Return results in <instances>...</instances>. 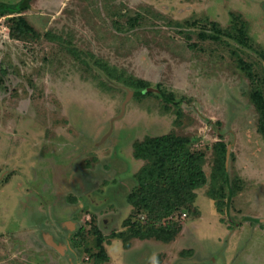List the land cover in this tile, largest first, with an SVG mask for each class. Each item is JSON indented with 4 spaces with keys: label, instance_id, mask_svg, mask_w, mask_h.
<instances>
[{
    "label": "rangeland",
    "instance_id": "374dc122",
    "mask_svg": "<svg viewBox=\"0 0 264 264\" xmlns=\"http://www.w3.org/2000/svg\"><path fill=\"white\" fill-rule=\"evenodd\" d=\"M257 91L264 0H32L0 12V264H264ZM168 134L205 155L198 215H177L169 244L126 249L112 236L136 219L127 198L145 162L134 144Z\"/></svg>",
    "mask_w": 264,
    "mask_h": 264
},
{
    "label": "trees",
    "instance_id": "16d2710c",
    "mask_svg": "<svg viewBox=\"0 0 264 264\" xmlns=\"http://www.w3.org/2000/svg\"><path fill=\"white\" fill-rule=\"evenodd\" d=\"M31 1L22 0L15 5L0 4V12L2 14L23 12L29 8ZM241 64L252 79L251 67ZM134 94L136 97H144L152 95L153 92L151 89H145ZM253 99L264 118V95L257 91ZM190 143L187 137L168 134L147 137L143 142L134 144V158L145 162V166L136 174L139 189L129 194L127 198L128 203L136 210V219L130 217L125 220L123 224L125 230L112 236L121 239L126 249L130 248L133 239L142 241L155 239L169 244L182 231V225L175 220L176 216L185 211L198 215L194 207L196 191L207 184L208 177L203 168L205 155L191 150ZM220 145L223 150L216 171L221 172V184H227L229 174L226 145L224 143ZM216 179L218 177L213 174L212 180ZM214 187L210 190L209 196L217 200L220 189ZM216 206L221 212L222 202H217ZM143 213H146V218L142 215L137 217ZM95 234L98 236L97 242L101 253L98 259L106 262L109 257L103 247L104 237L98 230Z\"/></svg>",
    "mask_w": 264,
    "mask_h": 264
},
{
    "label": "water",
    "instance_id": "95a60500",
    "mask_svg": "<svg viewBox=\"0 0 264 264\" xmlns=\"http://www.w3.org/2000/svg\"><path fill=\"white\" fill-rule=\"evenodd\" d=\"M227 158H228V156H227Z\"/></svg>",
    "mask_w": 264,
    "mask_h": 264
}]
</instances>
